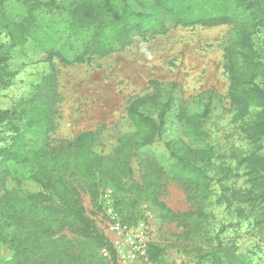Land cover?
Returning a JSON list of instances; mask_svg holds the SVG:
<instances>
[{
  "label": "rangeland",
  "instance_id": "1",
  "mask_svg": "<svg viewBox=\"0 0 264 264\" xmlns=\"http://www.w3.org/2000/svg\"><path fill=\"white\" fill-rule=\"evenodd\" d=\"M127 2L131 9L156 13L166 31L133 39L117 34L110 47L95 43L85 51L86 35L68 37L63 1L19 0L27 18L55 31L58 44L52 53L30 39L0 50V110H14L40 89L52 90L50 128L46 134L27 135L36 145L47 140L49 148L67 146L80 132L90 131L99 136L96 149L108 154L120 137L136 130L127 113L136 98L139 109L157 123L136 146L131 143L124 169L110 164L119 191L110 183L111 175L101 185L95 179L96 193L78 189L85 214L110 245H85L70 223L51 230L47 238L73 255L64 264H264V127H254L262 107L259 90H264L259 77L264 72V23L250 28L249 40L259 54L244 101L236 105L227 54L238 20L186 25L154 0ZM253 10L258 21L260 5L255 2ZM8 39L0 29V44ZM15 113L11 120H0V148L18 124L14 117L25 116L20 106ZM183 166L204 177L211 191L207 199H193L196 183L187 172L179 174ZM15 170L26 172L21 165ZM14 187L38 192L45 206L72 204L51 187L33 180L19 184L11 176L0 181V195ZM156 187L153 196L149 190ZM152 246L159 248L157 257ZM12 253L3 245L0 264ZM36 254L24 259L36 262L42 258Z\"/></svg>",
  "mask_w": 264,
  "mask_h": 264
},
{
  "label": "trees",
  "instance_id": "2",
  "mask_svg": "<svg viewBox=\"0 0 264 264\" xmlns=\"http://www.w3.org/2000/svg\"><path fill=\"white\" fill-rule=\"evenodd\" d=\"M60 1H63V8L69 18L68 37L79 39L86 35L85 51H92L95 43H98L99 48L110 47L113 37L117 34L133 39L166 31L162 19L156 13L131 9L127 0ZM255 2L261 8L258 21L253 10ZM154 3L156 7L170 12L178 22L186 25L216 26L239 21V28L228 47L227 66L231 74V88L234 91L233 102L241 105L244 101V88L253 81L250 77L253 71L251 65L255 63L254 57L259 54L258 49L249 40L253 33L250 28L257 27L259 22L264 23V0H154ZM37 5L42 3L38 1ZM22 7L19 0H0V29L5 30L9 36L5 45L0 44V50L25 44L30 39L38 47L52 53L53 47L58 44L55 31L46 24L27 18ZM259 77L262 80L261 87H264V72ZM259 92L262 107L257 113L254 127L262 129L263 88H260ZM51 94V89H40L22 98L14 110H0V120L3 121L11 120L18 106L25 115L14 117L18 124L11 127L8 143L0 148V181L7 176L15 178L19 184L24 180H33L44 187H51L55 193L70 199L72 204L63 202L64 209L49 207L41 203L38 192H21L20 187L5 190V193L0 195V248L8 245L13 253L3 264H64L63 259L67 258L66 263H69L70 258H74L73 255L64 252L65 247L59 246L55 239L47 238L51 230L66 223L76 225L78 233L85 239V245H110L98 230L95 220L85 214L78 189L86 187L96 193V185L105 183L103 180L111 175L110 183L119 191L120 184L116 181L117 176L110 164H117L124 169L131 143L136 146L138 139L146 137L157 126L152 117L139 109L141 100L136 98L127 109L128 117L136 130L126 132L120 137L118 144L108 154L96 149L99 136L90 131L80 132L67 146L49 148L47 140L36 145L27 135L37 136L39 132L46 134L50 128ZM18 165L26 169L25 174H17L15 168ZM186 172L187 177L193 178L196 183L193 199H207L211 191L209 185L204 183V177L194 170H186L184 166L179 174ZM96 178L99 179L98 183L95 182ZM157 188L149 190L153 196ZM162 210L166 214L171 213L167 207ZM43 236V241L34 242ZM30 252H37L36 255L42 258L36 262L24 259ZM151 252L157 257L159 248L152 246ZM244 257L252 260L248 255Z\"/></svg>",
  "mask_w": 264,
  "mask_h": 264
},
{
  "label": "built area",
  "instance_id": "3",
  "mask_svg": "<svg viewBox=\"0 0 264 264\" xmlns=\"http://www.w3.org/2000/svg\"><path fill=\"white\" fill-rule=\"evenodd\" d=\"M112 229H114V230H116V229H118L119 230V228H120V225L119 224H113L112 226ZM140 249H142V246L139 248V250ZM145 252V250H143V253Z\"/></svg>",
  "mask_w": 264,
  "mask_h": 264
}]
</instances>
